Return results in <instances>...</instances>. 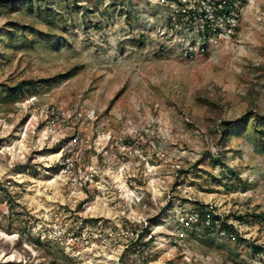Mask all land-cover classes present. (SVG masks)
Masks as SVG:
<instances>
[{"label": "rangeland", "instance_id": "obj_1", "mask_svg": "<svg viewBox=\"0 0 264 264\" xmlns=\"http://www.w3.org/2000/svg\"><path fill=\"white\" fill-rule=\"evenodd\" d=\"M6 1L0 264H264V0Z\"/></svg>", "mask_w": 264, "mask_h": 264}, {"label": "built area", "instance_id": "obj_2", "mask_svg": "<svg viewBox=\"0 0 264 264\" xmlns=\"http://www.w3.org/2000/svg\"><path fill=\"white\" fill-rule=\"evenodd\" d=\"M178 9L182 18L194 21L204 33L221 25L231 34L239 25V13L230 0H178Z\"/></svg>", "mask_w": 264, "mask_h": 264}, {"label": "trees", "instance_id": "obj_3", "mask_svg": "<svg viewBox=\"0 0 264 264\" xmlns=\"http://www.w3.org/2000/svg\"><path fill=\"white\" fill-rule=\"evenodd\" d=\"M29 0H11L10 2H14V4L17 6L18 4H20V3H22V2H28ZM0 2H8V1H6V0H0ZM238 29V27H236V29L235 30H237ZM251 111H249L248 113H246L244 116H243V119L242 120H240L239 122H238V125L240 124H245L247 121H248V119H249V117H250V113ZM263 119H264V117H263ZM237 123H234V122H232V123H225L223 126H222V134H224V135H226V138H229L231 135H232V130H231V128L233 127V126H235ZM201 208L199 207L198 208V213L196 212V214H197V217H199V219H201V220H203V218L205 219L206 218V215L208 216V218H213L214 220L215 219H217L218 217H217V215H213V213H210V211H202V210H200ZM240 218V217H239ZM211 220V219H210ZM255 250H256V252L259 254V253H261V251L263 250V247L261 246V245H256L255 246Z\"/></svg>", "mask_w": 264, "mask_h": 264}]
</instances>
